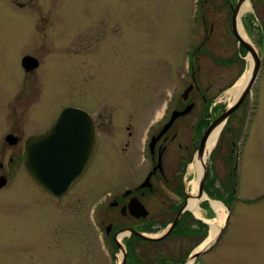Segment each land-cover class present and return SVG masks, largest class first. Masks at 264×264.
<instances>
[{
    "label": "rangeland",
    "instance_id": "obj_1",
    "mask_svg": "<svg viewBox=\"0 0 264 264\" xmlns=\"http://www.w3.org/2000/svg\"><path fill=\"white\" fill-rule=\"evenodd\" d=\"M12 1L19 6L29 0ZM53 1L31 4L41 8L33 18L0 0V176L12 177L0 190V264L100 259L93 208L110 188L93 201L99 175L117 177L116 184L144 176L146 142L155 132L150 126L167 118L178 99L182 103L194 72L198 89L193 86L189 101L195 108L176 125L183 144L201 121L203 97L224 111L226 92L252 64L232 33L231 5L221 0ZM241 21L263 64L212 152L217 181L223 182L231 181L226 161L233 154L235 166L238 154L240 201L199 264H264V2H250ZM27 55L40 60V69L28 73L22 68ZM68 107L94 116L99 148L86 181L57 202L30 181L19 159L25 139L50 129ZM9 133L24 138L21 146L5 142ZM226 189L218 185L220 195L226 196ZM198 218L209 223L216 213L209 219L202 209ZM188 245V240L168 239L158 250L176 256Z\"/></svg>",
    "mask_w": 264,
    "mask_h": 264
},
{
    "label": "flooded vegetation",
    "instance_id": "obj_2",
    "mask_svg": "<svg viewBox=\"0 0 264 264\" xmlns=\"http://www.w3.org/2000/svg\"><path fill=\"white\" fill-rule=\"evenodd\" d=\"M35 1L36 0H29L24 4L16 6L12 0H9L10 4H12L13 7H17L21 11H26L28 14L27 16L33 18L35 14L40 16L39 13L41 11L40 7V9L31 7V4H33ZM61 1L62 3L64 2V0ZM117 1L119 2L122 0ZM124 1L138 2L145 0ZM194 1L196 3L204 4L218 2L217 0ZM254 1H256L257 3L264 2V0H249V3H253ZM53 2L56 3L57 0ZM221 2L226 5H231L232 10L230 15L232 24L233 9L238 3V0H221ZM60 16L61 19L59 25H61L64 20V17L61 14ZM33 22H35L34 19ZM35 32L41 33L38 27L35 28ZM27 57L33 58L38 64L37 68L32 71H37L38 69H40V60L36 56L27 55L21 60V66L24 70L25 68L23 66V63L24 59ZM193 83L194 84L192 86H194V89H198L195 72L193 76ZM180 99L182 103L178 102V99V103L176 102V108L172 109L169 112L168 117H165L166 119L161 118L160 120H156L150 126V130L151 128H154L155 132L146 142L147 156L145 158L146 171L144 173V176L139 175L133 181L116 184L117 177L99 175L100 178H98L96 182L100 185V191L97 193L95 189L93 190L95 192V194L92 193L93 195H95L93 197V201L96 199V197L98 198L100 193L105 188H110L109 191L103 194V196L98 200L93 208L95 225L101 235V243L99 242L101 251H99L98 256L102 261L99 258L95 257H89L87 259L79 258V260H81L79 264H83V260L85 261V264L88 260L90 262H92V260H98L102 264H185L190 258L194 260V255L198 251H201L198 249L209 238V230L211 229L210 222L208 223L206 220L198 218L199 216H195L193 212L187 208V201L190 195L186 185V175L194 155L201 147V142L206 131L210 127L211 123L216 120L223 111L219 113V111L215 109V106L213 107L214 100L213 102L212 100L208 102V100L203 97L204 108L201 113V121H199L198 128L193 132L189 141H185L186 144H183V141L180 142L179 140L180 132L176 129V125L180 123L181 119H187V117L194 110L195 103L190 102L189 97L188 100L185 101L183 99V95L180 96ZM191 104H194L192 111L185 116L178 117L170 127V129L152 146L151 144L153 139L157 138L161 134L162 130L170 122L173 113L176 111L182 112ZM94 123L98 135V151L100 130L95 119ZM41 133L43 132H40L38 134ZM38 134L31 135L24 141L23 153L19 159V162H22L23 166L24 148L26 142L29 138ZM23 139L24 138H19V136H16L14 133H9L5 137V142L11 147L21 146ZM185 152L188 154L187 158H185ZM213 159L214 156H212L211 154V157L209 159L211 160V164L209 161L208 173L203 183V195L200 193L199 188V197H203L204 195L208 197V199L204 200L201 203V207L203 210H205L206 215L209 219H213L215 216V211L212 208L210 200L219 201L223 205H226L227 200L231 198L232 190L231 181L233 175V154L226 161L230 170L229 177L231 181H229V179L227 178L226 182L217 181V174L215 173L213 167ZM10 160L13 161V158H11ZM93 163L94 159L85 174L75 183L72 188H70L65 194L61 196H56L43 190L33 181L27 171H25L29 176L30 181L40 190L43 195L58 202L66 199L75 189H77L86 181ZM2 164L0 167H3ZM10 180H12L11 176H9V178L6 175L0 176V183H3V186L0 188V190L8 186ZM219 184L220 188L223 185L225 189L227 188L226 196L220 195L218 190ZM155 209H157L156 212ZM179 214L180 219L177 222L176 226L173 228L171 233L162 240L150 241L140 236L145 235L155 237L154 235L157 234L156 236L158 237L164 234V232L173 224ZM167 218L169 219L165 220ZM168 239L188 240L189 245L187 248L183 247L182 251L177 252L176 256H172L168 254L165 249L161 251L158 250V248L166 243ZM206 253L207 252L203 253L200 256H204L206 255ZM199 257H196V259L194 260V264H199ZM60 264L72 263L64 262Z\"/></svg>",
    "mask_w": 264,
    "mask_h": 264
},
{
    "label": "water",
    "instance_id": "obj_3",
    "mask_svg": "<svg viewBox=\"0 0 264 264\" xmlns=\"http://www.w3.org/2000/svg\"><path fill=\"white\" fill-rule=\"evenodd\" d=\"M246 2H249V0H238L233 9L232 32L238 44L242 45L252 56V78L237 101L233 105L227 106L222 114L211 123L197 152L199 155H202L206 149V144L212 133L222 125L224 128L232 113L237 110L250 93L262 68L263 59L259 57L254 46L249 41L244 40L239 33L240 12ZM37 65L33 58L27 57L24 59L23 66L28 72L36 69ZM191 91H193L192 85L183 94L185 101L188 100ZM193 107L194 104H191L182 112H174L170 122L162 130L161 134L153 139L151 145L153 146L170 129L178 117L189 114ZM97 146L98 135L92 115L79 108H66L56 118L50 129L28 139L24 148V168L39 187L53 195L61 196L72 188L88 170L95 157ZM207 173L208 164L204 167V174L200 183V193L202 195L203 183ZM2 186L3 183H0V188ZM179 219L180 214L164 234L158 237L139 235L150 241H160L171 233ZM228 220L229 217H227L225 225L215 242L210 247L198 251L194 255V260L209 251L218 242Z\"/></svg>",
    "mask_w": 264,
    "mask_h": 264
},
{
    "label": "bare ground",
    "instance_id": "obj_4",
    "mask_svg": "<svg viewBox=\"0 0 264 264\" xmlns=\"http://www.w3.org/2000/svg\"><path fill=\"white\" fill-rule=\"evenodd\" d=\"M249 10H250V3L246 2L241 8L240 16H242L245 12ZM239 33L244 40L248 41L247 35L243 28L241 18L239 21ZM249 59L251 60L252 63L253 59L251 55ZM250 65L251 66L249 67V69L242 75V77L237 81V83L226 92L229 98L228 107L233 105V103L237 101L243 90L247 87L248 83L250 82L252 78L253 64ZM222 130H223V125L218 127L212 133L208 143L206 144V149L204 150L203 154L199 155L198 153H196L188 168V172L186 175V185L190 197L188 198L187 201V208L191 210L193 214L197 217L200 216L201 203L204 200L208 199L206 195H204L203 197H199V188H200L201 178L203 177L204 174V167L208 164L211 154L215 149L216 145L218 144ZM210 202L212 208L216 213V218L210 222L211 232L209 238L204 244L201 245V247L198 250L208 248L215 242L221 229L225 225V221L229 213L228 209H226L225 206L219 201L210 200ZM185 264H194V261L190 259Z\"/></svg>",
    "mask_w": 264,
    "mask_h": 264
},
{
    "label": "trees",
    "instance_id": "obj_5",
    "mask_svg": "<svg viewBox=\"0 0 264 264\" xmlns=\"http://www.w3.org/2000/svg\"><path fill=\"white\" fill-rule=\"evenodd\" d=\"M234 176L232 175V183H231V185H232V190H231V202H229L228 203V205H229V207H231L232 206V204H233V202L235 201V198H234V184H235V181H234Z\"/></svg>",
    "mask_w": 264,
    "mask_h": 264
}]
</instances>
